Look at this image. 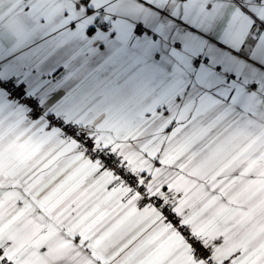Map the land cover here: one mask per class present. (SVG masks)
Listing matches in <instances>:
<instances>
[{
  "label": "crops",
  "instance_id": "crops-1",
  "mask_svg": "<svg viewBox=\"0 0 264 264\" xmlns=\"http://www.w3.org/2000/svg\"><path fill=\"white\" fill-rule=\"evenodd\" d=\"M79 3L0 0V39L25 33L59 46L79 68L75 125L94 128L97 145L138 171L149 195L168 194L205 243H264V91L234 102L194 76L146 75L135 41L89 45L70 34L64 10ZM250 45L251 35L241 58ZM0 134V245L15 264H99L90 249L115 225L98 249L108 264H180L188 245L160 208L136 207L123 178L74 139L9 108ZM9 145L23 146L20 158Z\"/></svg>",
  "mask_w": 264,
  "mask_h": 264
},
{
  "label": "snow or ice",
  "instance_id": "snow-or-ice-1",
  "mask_svg": "<svg viewBox=\"0 0 264 264\" xmlns=\"http://www.w3.org/2000/svg\"><path fill=\"white\" fill-rule=\"evenodd\" d=\"M64 11L70 34L89 45L135 41L141 57L140 70L146 75L194 76L234 102L241 98L251 102L257 91H264V4L259 0H80L74 6L68 4ZM249 35L251 45L241 58ZM78 72L73 60L44 37L20 33L7 42L0 39V111L9 108L16 114L34 112V122L42 123L46 129L51 127L53 133L65 131L79 123ZM13 91L20 95L9 99ZM89 141L93 148L99 143L91 136ZM22 149L23 146L9 145L16 158H20ZM4 156L5 149L0 144V164ZM165 210L166 206L159 209L162 216ZM171 212L177 215L176 208ZM115 227L118 225L90 249L99 264H108L98 249ZM187 245L180 264H264V243L213 250L193 238ZM0 264H15L12 253L0 249ZM121 264L160 262L129 257Z\"/></svg>",
  "mask_w": 264,
  "mask_h": 264
},
{
  "label": "built area",
  "instance_id": "built-area-1",
  "mask_svg": "<svg viewBox=\"0 0 264 264\" xmlns=\"http://www.w3.org/2000/svg\"><path fill=\"white\" fill-rule=\"evenodd\" d=\"M261 1L262 0H259V3H261ZM19 95L20 93L18 91H13L12 96L9 97V99L19 97ZM32 106L35 107V104H33ZM26 115L29 118L35 117L34 112H26ZM53 123L58 124L62 129L65 127L60 121H53ZM59 133L69 139H74L75 137L74 140L78 143L80 148L87 154L90 159L95 160L105 166L107 169L118 173L126 182L128 189L138 195L139 200L136 203V207L139 208L147 202H151L156 206V208H164L166 206L163 218V222L165 224L174 225V227L186 243L188 240L193 238L199 239L201 242L205 243L202 238L197 233L191 231L184 222L181 224V221H183L181 218V214L177 212L176 216L172 215L171 209H173L174 206L168 194L149 195L147 192V184L143 182L144 180H141L143 179V177L138 171L130 167L127 162L120 160L112 150L98 145L95 148L91 147L89 136H91L93 139H96L97 136L96 130L94 128L89 126L80 127L74 124L72 126H69L65 131H61ZM165 217H167V219H165ZM168 220H171V223H168ZM206 244L209 246V248H212L214 250L215 247L211 243ZM7 246L8 244L0 245V249L6 250ZM207 264H212V262L208 261Z\"/></svg>",
  "mask_w": 264,
  "mask_h": 264
}]
</instances>
